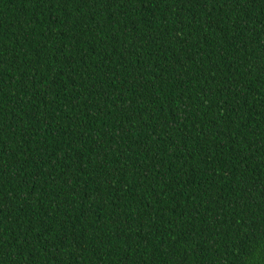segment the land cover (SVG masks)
Masks as SVG:
<instances>
[{
    "label": "trees",
    "instance_id": "trees-1",
    "mask_svg": "<svg viewBox=\"0 0 264 264\" xmlns=\"http://www.w3.org/2000/svg\"><path fill=\"white\" fill-rule=\"evenodd\" d=\"M0 264H264V0H0Z\"/></svg>",
    "mask_w": 264,
    "mask_h": 264
}]
</instances>
